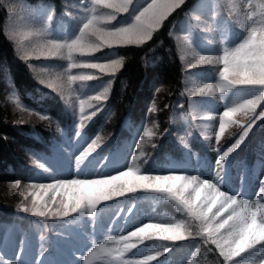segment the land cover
Returning <instances> with one entry per match:
<instances>
[{"label": "clouds", "instance_id": "9594fccd", "mask_svg": "<svg viewBox=\"0 0 264 264\" xmlns=\"http://www.w3.org/2000/svg\"><path fill=\"white\" fill-rule=\"evenodd\" d=\"M61 3L76 10L66 11L65 15L77 22L78 33L71 38H55L52 33L53 9L52 14L34 30V39L25 37L27 43L16 42L13 54L30 71L33 66L28 61L33 58L67 61V67L55 83L46 78H35L61 98L73 95V85L77 82L81 89H86L91 81L104 76L113 78L86 99L77 97L79 135L85 128V121L103 110L110 99L114 78L133 59L132 55H121L99 60L96 59L97 54L105 49H146L141 60L147 67L153 63L149 62L147 56L154 51L152 45L156 34L169 16L185 6L188 0H150L139 7V0H61ZM187 14L201 21L203 27L200 32L208 34L210 43L218 44L221 48L217 54H202L193 47L191 38H182L187 55L191 57L185 58L186 69L209 67L217 77L215 82L190 79L189 83L193 86L186 87L182 94L208 97L225 103L218 115L201 112L193 117L203 121L197 125L200 136L211 152L218 153L214 177L207 179L200 174L175 171L165 174L146 172L145 168L159 146L156 141H160L163 135H158V125H153L151 129L144 128L129 166L122 171L99 178L58 179L51 183L26 185L31 189V200L28 206L21 204L16 210L42 221L44 231L39 235L41 256L48 251L49 231L53 225L73 214H78L77 219L89 217L95 223L100 205L113 202L111 206L116 209V214L109 224L104 242L93 241L85 264H92L101 254L112 258L108 264H149L184 241L195 242V248L184 264H264V176L260 177L255 198H246L240 191L234 193L225 187L229 157L240 149L256 124L264 120V0H215L209 14H197L191 9H187ZM231 25L244 33L234 46L228 43ZM163 43L160 40V45ZM161 59L157 57V60ZM73 69L81 71L73 75ZM160 90L156 88V92ZM229 96L232 97L231 102H227ZM16 106L20 108L19 101ZM86 108L93 111L85 114ZM150 111H156L155 103ZM182 119L186 120L187 116ZM226 132L235 138L221 152V139ZM111 137L96 135L76 158L78 170ZM177 140L184 148L194 152L190 140ZM30 163L37 164V161L32 159ZM38 166L42 169L45 167L40 163ZM244 180L245 175L241 173L242 186ZM15 187H20V181L15 182ZM138 190L158 194L164 201L171 202L178 215L162 222L150 219L126 234L113 235L112 229L128 203L124 198ZM53 204L54 209L50 207ZM135 207L134 203L128 207V216ZM124 232L121 229V233ZM146 240L153 241V244L143 259L122 258L125 253L145 245ZM116 253L119 256H114Z\"/></svg>", "mask_w": 264, "mask_h": 264}, {"label": "trees", "instance_id": "16d2710c", "mask_svg": "<svg viewBox=\"0 0 264 264\" xmlns=\"http://www.w3.org/2000/svg\"><path fill=\"white\" fill-rule=\"evenodd\" d=\"M24 1L34 6L46 1L54 4L56 9L61 6V0ZM197 2L199 0H188L185 6L177 9L165 21L154 39V51L148 53L147 59L153 63L147 67L141 60L146 49H105L97 54V57L103 59L121 55H132L133 59L114 78L108 108L101 114L103 119L85 126L93 128L94 138L96 135L103 136V132L111 127H117L119 131L125 119L136 126L158 125L159 131H169L167 136L156 141L159 146L147 167L161 165L166 157L177 156L179 152L171 138V126L174 114L181 108L179 105L182 103L183 107H187L190 97L182 94L185 89L186 67L175 32L184 23L187 9L192 10ZM7 19L8 11L0 0V216L11 214L16 220L24 219L28 227L43 232L44 227L39 218L16 210L18 205H29L22 184L33 183L34 177L31 176L29 168L37 170L40 168L39 163L45 166L54 159L47 147L57 145L59 134H64L69 128L74 129V115L55 92L36 81L33 70L30 71L14 56L15 43L7 35ZM160 40L164 41L163 45H160ZM157 57L162 59L157 60ZM28 63L33 64L30 61ZM157 87L161 89L159 92H156ZM17 101L20 108L16 106ZM153 103L156 104V111H150ZM126 144L129 145L130 142L125 139L124 145ZM195 148L206 156L201 146L195 145ZM256 148L264 150V128L250 136L246 146L233 155L235 163L240 161L243 167L250 166L256 155ZM32 159L37 164L30 163ZM16 181H20V187H15ZM129 196L159 197L158 194L143 190ZM126 198L129 199L128 196ZM165 204L167 208L162 207L164 211L169 210V213L178 215L171 202L167 201ZM77 215L73 214L72 217L64 218L53 225L49 236L62 238L67 235L69 226L77 220ZM187 242L177 243L176 248L172 247L166 255L175 257L176 264H184L193 252L192 249V252L185 250ZM176 251L178 253L175 255Z\"/></svg>", "mask_w": 264, "mask_h": 264}, {"label": "rangeland", "instance_id": "374dc122", "mask_svg": "<svg viewBox=\"0 0 264 264\" xmlns=\"http://www.w3.org/2000/svg\"><path fill=\"white\" fill-rule=\"evenodd\" d=\"M7 11H8V19L6 24V32L8 37H10L14 43L20 42L22 44L27 43L25 37H27L28 40L34 39V30L44 21L47 19V17L52 14L53 9L55 10V15L52 20V33L53 36L57 39H64L65 37H74L78 33V25L77 22L69 18L67 15H65L66 11H76L75 9L67 8L66 5L62 6V9H56V7H51L48 9H41L37 8L34 5L28 3L24 0H2ZM150 2V0H139V6H143L146 3ZM215 0H200L195 4L192 11L197 14H209L213 10ZM203 20V17H202ZM203 27L201 21H197L194 16L186 15L184 23L182 24L181 28H179L178 31L175 32V37L179 45V50L181 53V58L184 61L185 64V58L191 59L190 56L187 55V50L182 43V38L187 36L192 39L193 47L196 48L197 51H199L202 54H217L221 51L220 45L210 43V37L208 34L202 33L201 28ZM244 33L236 28L235 25H231V33L228 38L229 46H234L236 43H239V41L243 38ZM115 58V57H112ZM112 58H99L96 57V59L99 60H107ZM31 63H33V69L38 78H46L47 80L55 83L56 78L64 71V69L67 67V61L61 60L59 58H40V59H30ZM80 69H73L72 74H77ZM195 79L199 82H215L217 77L215 72L209 68V67H198L195 69H186V81H185V88L191 87L189 83L190 79ZM111 79L108 76H104L99 80L91 81L89 82V85L86 89H81L79 82L73 85V88L75 89V93L71 96L65 95L63 98H61L56 92L57 96H59L67 105V107L71 110V112L74 115V124L75 126L79 123V99H86L88 95L95 94L98 92L102 86ZM44 86V85H43ZM46 87V86H45ZM48 88V87H47ZM51 90V89H50ZM53 91V90H52ZM54 92V91H53ZM232 97H228L227 102H231ZM189 104L187 107H183L177 110V112L174 114L173 118V124L171 129V138L173 141L177 142V145L181 148V144L177 140V138H183L185 140H191L192 136L194 134H197V142H200L201 145L205 147L208 154V161H209V169L205 167V162L201 158L200 155H196L197 152L194 150L189 151V149L184 148L182 146L183 154L186 156L185 162L178 163L176 160H169L165 164V170H162L161 168L155 169V168H145L146 172L155 173V174H165L170 171L175 172H188L189 174H200L203 177L207 179L209 178V175L214 173L215 168V161L217 159L218 153L211 152L209 150L207 142L200 136V129L197 127V125H200L203 123V121H200L198 119H193L194 116L199 115L201 112H210L219 114L223 111L225 107L224 102H220L217 100H214L212 98L208 97H190ZM108 103L104 105L103 110L98 112L96 116L92 117L91 120L85 121V125L88 123L94 124L95 120L100 122L102 118V113L107 110ZM182 104V103H181ZM97 107H100V105H97ZM93 109L86 108V113L89 114ZM183 116H187V119H182ZM93 126V125H92ZM136 127V128H135ZM134 129L130 132L132 133V139H137V142L139 140V137L143 134L144 128H153V126H136ZM264 128V120L259 121L256 126L252 129L250 132L248 138L254 134L257 133L259 129ZM155 130V129H154ZM192 130V131H191ZM92 131V129H91ZM118 129L117 127H111L106 129L103 132V137H111V139L108 140L107 143H110L112 141L113 136L116 135ZM169 132V131H168ZM168 132H163L158 130V135L167 136ZM235 137L229 136V134L226 132L224 136L221 139L220 149L221 152L225 150L228 146H230L234 142ZM248 138L245 140V142L241 145L240 149L246 146V143L248 141ZM63 144L62 147H57L54 149L55 154L57 155L58 159L57 162L49 165L48 167H44L41 172L39 173L41 175L42 179H47L46 181H39L37 183H51L53 180L58 179H92V178H99L101 175H108L110 172V158L107 155H99L96 153H93L91 157H89L88 161H85L84 164L80 166L81 173L78 174V178H74L71 176L73 171V166L76 165L75 160L76 158L81 155V153L87 148V138L86 134L84 132H80L79 135H77L74 138H68ZM214 143V139H213ZM239 150V149H238ZM237 150V151H238ZM236 151V152H237ZM256 151L258 152L257 157L254 164L252 172H249L248 170H242L241 165H237L234 172H230V168L226 166L227 176H226V183L225 187L226 190L237 192L238 188L246 189L244 193L241 192L242 195H244L246 198H255L256 191L254 189H251L249 191L248 185L251 184V182H254L256 179L260 178L261 176H264V152L261 148H256ZM234 154V153H233ZM232 154V155H233ZM132 154H125L123 151V154H119V159L122 160L121 166H119V169L124 170L126 167L129 166L130 158ZM232 156L229 157V159ZM228 159V161H229ZM114 163V161H111ZM83 171L88 172L87 174H84ZM243 173L245 175V180L243 183V186L241 185L240 181V175ZM252 177H254L252 179ZM23 190L27 193V202L29 203L31 200L30 197V188H26V185L28 184H22ZM59 199V197H57ZM154 202L150 199H146L144 202L140 204V208L143 209L145 213H147L149 216L153 217V219L157 218V214L154 211L153 208ZM53 209L55 208V204L50 205ZM116 209H114L112 206H107L105 209L100 211L98 215V225L101 229H105L109 224H111L113 217V212ZM162 217L159 220L162 222V220H167L171 217L169 214H162ZM79 227L77 229V233L81 236H84L86 238L83 240V242L79 244H75V242L70 241L69 244L66 247V250L68 253H72V256L75 259L81 258V249L83 248V245H86L87 243V236L86 233L88 231V221L86 217H83L79 222ZM132 223V222H130ZM129 224V223H127ZM133 227H126L124 228V224L121 222V220H117L115 226L113 227V234H126L127 231L131 230ZM121 229L125 231L124 233H121ZM18 240V236L15 238L13 237L11 241ZM194 242H187L186 243V251L194 250L195 245ZM23 247V242H22ZM140 250H134L135 255L140 256L141 259H143L144 255L148 254V250L145 248H139ZM7 251H9V248H6ZM192 252V251H191ZM178 252L175 253V255ZM184 253V252H183ZM185 254V253H184ZM191 256V255H190ZM3 261V255L0 252V264ZM85 264V262L83 263ZM92 264H107L105 260L102 259V261L98 259H94L92 261ZM158 264V263H157Z\"/></svg>", "mask_w": 264, "mask_h": 264}]
</instances>
